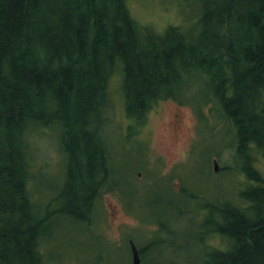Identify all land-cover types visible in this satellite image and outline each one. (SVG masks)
Wrapping results in <instances>:
<instances>
[{
    "label": "trees",
    "instance_id": "trees-1",
    "mask_svg": "<svg viewBox=\"0 0 264 264\" xmlns=\"http://www.w3.org/2000/svg\"><path fill=\"white\" fill-rule=\"evenodd\" d=\"M197 1L191 24L159 30L140 25L128 0H0V264H50L43 245L53 215L91 226L104 192L121 190V156L106 130L120 72L127 142L163 101L192 105L200 125L216 112L237 163L222 171L243 174L247 185L235 180L241 190L221 205L179 201V217L198 223L205 264H264V174L256 168L264 158V0ZM42 129L58 131L65 165L47 206L30 188L32 134ZM160 231L171 234L164 224Z\"/></svg>",
    "mask_w": 264,
    "mask_h": 264
},
{
    "label": "rangeland",
    "instance_id": "rangeland-1",
    "mask_svg": "<svg viewBox=\"0 0 264 264\" xmlns=\"http://www.w3.org/2000/svg\"><path fill=\"white\" fill-rule=\"evenodd\" d=\"M128 5L140 25H152L159 30L169 25L191 24L199 9L197 0H128ZM121 83L120 72L111 81L112 100L106 124L110 142L121 156V190L109 186L96 204L91 226L53 215L48 221L44 253L50 264H131L128 237H133L141 247L150 245L147 240L151 237L169 238L171 245L153 246L145 264H205L207 255L195 240L200 231L198 223L193 217L188 219V215L180 218L177 204L185 201L193 209H202L210 203L221 205L237 196L239 187H245L247 179L243 174L227 175L222 171L237 167L232 138L229 134L225 136L227 132L222 130L216 112L212 113L214 119L206 116L200 125V115L192 105L176 110L174 103L167 100L148 116L145 137L152 147L150 156L140 155L136 142L128 150L126 142L131 121L127 118ZM176 112L186 118V123L178 129L170 122ZM52 133L42 129L32 134L36 159L30 188L35 201L43 206L52 205L64 179L59 133ZM215 158L220 166L218 172L214 169ZM257 166L264 174L263 157L258 159ZM171 170L173 174L169 173ZM235 180H239V187ZM179 185L194 199H181L183 193ZM60 206V203L55 204L53 210ZM160 224L171 234L161 231L157 234ZM212 242L217 249L223 248L220 235H215Z\"/></svg>",
    "mask_w": 264,
    "mask_h": 264
},
{
    "label": "flooded vegetation",
    "instance_id": "flooded-vegetation-1",
    "mask_svg": "<svg viewBox=\"0 0 264 264\" xmlns=\"http://www.w3.org/2000/svg\"><path fill=\"white\" fill-rule=\"evenodd\" d=\"M171 101L172 103H174V106L176 108V110H180V107L183 106H187V104L184 103H179L177 101L174 100H168ZM166 102V101H165ZM199 120V119H198ZM172 126L175 129L180 128L182 125H184L186 123V118L183 114L181 113H175L174 116L172 117L171 121ZM147 126V125H146ZM146 126L143 127L138 134L136 135V139L134 140H129L127 142V149L130 150L131 149V145L132 143L136 142V146H137V151L140 153V155H144V156H150V152L152 151V147L150 146V142L148 141V139L145 137L146 136ZM139 135V137H138ZM192 152V147H190V151L189 153ZM214 164L216 162H218V160L215 158L213 159ZM150 162V161H149ZM144 165H147L146 163H143ZM142 165V164H141ZM215 169V167H214ZM173 170H171L169 173L173 174ZM142 174V172H140ZM179 190L183 191L184 189H182V187L179 185ZM121 240V239H119ZM117 241V240H115ZM161 239L157 240L154 238H150L147 240V243L150 244L146 247H141L138 245V243L135 241V239L133 237H128V240L126 241L128 247H129V251L128 254L130 256V263L131 264H135L134 263V250H133V245H135L139 251V257L141 259V264H145L146 260H147V256L149 254V252L152 250L154 245H157L158 243H160Z\"/></svg>",
    "mask_w": 264,
    "mask_h": 264
},
{
    "label": "water",
    "instance_id": "water-1",
    "mask_svg": "<svg viewBox=\"0 0 264 264\" xmlns=\"http://www.w3.org/2000/svg\"><path fill=\"white\" fill-rule=\"evenodd\" d=\"M220 169V166L218 162L215 163V171L218 172ZM133 250H134V263L135 264H141V259L139 257V251L135 245H133Z\"/></svg>",
    "mask_w": 264,
    "mask_h": 264
}]
</instances>
